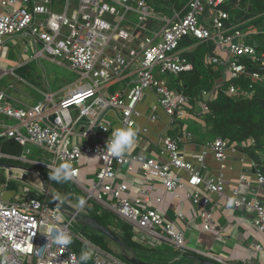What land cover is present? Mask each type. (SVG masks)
I'll return each mask as SVG.
<instances>
[{
	"label": "built area",
	"instance_id": "2783aa9c",
	"mask_svg": "<svg viewBox=\"0 0 264 264\" xmlns=\"http://www.w3.org/2000/svg\"><path fill=\"white\" fill-rule=\"evenodd\" d=\"M154 1L0 0V45L26 40L36 48L38 59L65 65L81 76L64 90L44 91L42 100L27 104L15 94L26 80L18 76L16 68L0 66V139H13L23 147L33 143L50 154L49 162L30 159V149L20 156L0 152V159L39 164L51 171L60 164H70L75 173L70 182L85 195L83 207L63 203L51 206L46 189L7 174L0 184V264H80L72 244L57 248L48 242L45 233L51 227L64 228L74 238L71 227L78 222L77 210L90 214L88 208L92 207L99 215L115 214L136 231L156 240L164 239L177 249H188L186 235L177 224L167 221L157 208L147 207L152 201L151 189L142 187L135 199H130L126 196L128 185L115 183L121 168H139L146 184L162 180L165 189L176 197L180 190L190 188L189 197L205 231L224 232L216 225L215 208L220 206L212 197L216 194L225 196L230 207L251 212L255 230L264 233V173L255 160L251 166L263 195H249L240 188L226 194L228 152L238 150L230 139L219 136L206 145L220 164L216 177L204 175L182 153L181 142L193 136L190 130H185L184 136L160 137L165 160L129 151L115 158L103 150L112 129L137 126V118L142 116L138 105L148 91L154 100L147 119L156 122L161 108L173 124L185 122L193 115L195 105L200 108V116L209 112V102L219 91L232 99H252L257 86L264 83V73L259 70L264 68V52L251 42L255 35L264 34V28L248 22L228 24L230 14L222 7L228 0H190L171 16L160 14ZM243 25L247 27L242 28ZM186 39L196 43L181 47ZM207 42L214 44L207 60L222 69L223 81L192 101L185 92L171 88L166 77L192 71L194 65L184 52ZM220 50L223 55L218 54ZM248 62L257 69L250 70ZM130 75L133 77L128 90H110L113 83ZM10 76L15 81L2 83ZM247 77L250 82L245 86L242 81ZM113 114L118 125L111 118ZM143 131L147 133L149 128L145 126ZM92 156L99 159L101 166L89 186L81 178L82 158ZM205 159L206 152L198 158L202 167ZM178 170L185 171L187 177L176 173ZM12 181L21 185L11 188ZM241 183L250 185L246 174H242ZM35 192H42L45 198ZM156 201L161 203L163 198L156 197ZM178 216L182 218L183 214ZM114 229L122 232L116 226ZM77 236L86 247L94 249L92 264H132L114 251ZM254 247L257 251L264 248L261 243ZM205 255L219 264H229L227 258ZM241 260L244 264H263L252 255H244Z\"/></svg>",
	"mask_w": 264,
	"mask_h": 264
},
{
	"label": "crops",
	"instance_id": "0c3cea01",
	"mask_svg": "<svg viewBox=\"0 0 264 264\" xmlns=\"http://www.w3.org/2000/svg\"><path fill=\"white\" fill-rule=\"evenodd\" d=\"M0 47L3 46L0 45ZM218 54L223 55V52L220 50L218 51ZM27 60H29V58ZM3 61L8 62V59H6L2 53L0 57V66L9 67L5 65ZM25 61H15L14 66L9 68H16V70L20 69L21 67L17 66H19L20 63H24ZM215 66V68L221 73L223 81L222 69L217 67V65ZM168 76L173 75L171 74ZM168 76L166 77L167 80ZM132 77L133 75H130L123 78L121 81L113 83L110 87V90H128L127 87L130 85ZM153 100L154 99L152 92L148 91L144 100L138 105V110L141 111L142 116L137 118V126L135 127L137 135L135 138V143L129 150V153L137 154L143 157H154L159 158L160 160H165L167 159V156L165 154H162V143L160 137L164 134H170L172 136H184L185 130H190L193 133V136L190 140L184 139L183 142H181L180 148L182 153L184 154L185 158L196 165V168L199 169L204 175L208 177H216L220 172V164L216 160L213 152L209 150L206 145L217 136L215 135V132L213 131L211 126H206L202 118L203 116H200L199 114L200 110L198 106L195 105L194 109L192 110L193 115L189 116L185 122H177L172 124L170 117L161 108L158 109L157 112L158 120L156 122H150L147 119V116L150 114V107L153 103ZM111 118L118 125L117 116L113 114ZM145 126L149 128V131L147 133L143 131ZM204 152H206V159L205 166L202 167L198 162V158ZM253 160L254 159L250 157L248 152H246L242 147L239 146L237 152H233L231 150L228 152V168L224 171V184L226 194H231L235 189L240 188L243 193H247L249 195H263V192L258 188L256 174L251 166ZM87 164L89 165L87 166ZM84 166H90L89 158L86 160V163H84ZM96 172L97 170L95 171V174ZM176 173L183 177H187V173L185 171L178 170L176 171ZM242 174H246L248 176L250 185L241 183ZM86 177L87 172L84 175V179ZM28 179H30V177H28ZM31 181L35 182L37 180L31 178ZM121 182L128 185L126 196L130 199H135L138 191L142 187L151 189L152 201L147 204V207L157 208L164 215L167 221L175 222L180 230L183 231L186 235L187 244L189 246L188 249L180 250L174 247L167 240H156L148 234L145 235L137 231L139 238H141V245L145 246L146 248H150L151 250L154 249V251H152L151 253V250H149V256L147 257L140 256L139 253L134 249L120 245L112 240L115 243L113 245L117 249L119 248L124 251L121 252V254H118L114 251L123 260L127 261L124 257H122V254H125L129 259L134 257H138L140 259L145 258L149 261H155L158 264H199L200 261L202 262L199 257H203L205 259L213 261L212 258L205 255V253H208L213 256L227 258L229 264H244L241 260L242 256L244 255L256 256L259 260H262L264 264V248L261 251H257L254 247L256 243H261L264 247V233H258L255 230L253 224L254 216L251 212L230 207L226 201L225 196H218L216 194L212 195L213 199L219 201L220 203V206L218 208H215L216 225L222 227L224 232L220 233L219 231L215 230L205 231L203 228V221L198 215L196 209L194 208L193 202L189 197L188 190L190 188L182 189L179 192V196L176 197L174 194L168 192L165 189V186L160 179H157L153 183L146 184L144 182L142 171L139 168H135L131 171H127L124 168L119 169L117 172L115 183L119 184ZM37 183L38 182H35V184ZM82 194L84 195L83 191ZM56 196L59 197V199L63 202H72V200H69L66 197H62L60 195ZM73 196L75 197V200L78 199L76 194H74ZM156 197H162L163 201L161 203H158L156 201ZM180 213L183 214L182 218L178 216V214ZM90 215L96 218L95 215L99 214H97V210L92 207L90 210ZM114 222L115 220L114 218H112V223L108 224L107 227L112 229L122 239L123 233H119L117 229H114L115 226L117 227ZM128 225L132 227L130 224ZM82 236L90 240L88 236ZM99 236H101V234ZM104 236L103 239L106 245L108 244L106 249L113 251L110 248V242L106 240L108 239V237H106L105 239ZM184 256H186L187 258H184ZM147 260L144 261L147 262Z\"/></svg>",
	"mask_w": 264,
	"mask_h": 264
},
{
	"label": "trees",
	"instance_id": "16d2710c",
	"mask_svg": "<svg viewBox=\"0 0 264 264\" xmlns=\"http://www.w3.org/2000/svg\"><path fill=\"white\" fill-rule=\"evenodd\" d=\"M190 0H155L157 11L160 14L171 16L174 10H181ZM230 14L228 24H242L248 22V25H256L264 28V0H228L223 6ZM243 25L242 28H246ZM251 42H256L258 50L264 52V34L255 35ZM196 43V40L186 39L181 47ZM214 50L213 43H199L190 50H186L184 55L193 63L194 69L185 72L177 77L168 76V82L171 88L185 92L191 97L192 101L198 99L204 91H210L215 84L222 81L221 73L215 68L214 64L208 62L207 57ZM249 69H257L248 62ZM264 73V68H259ZM250 78H244L243 85H247ZM256 95L252 99H232L223 91L216 93L209 102L210 110L203 115L206 126H211L217 137L228 138L233 144L242 147L252 159H254L264 173V161H261L258 152L264 151V83L256 88ZM3 149L6 146H17L20 150L21 145L13 139H3L0 143ZM17 182L10 183L11 188L15 187ZM102 224L108 226L112 223L122 230V239L126 246L135 249L137 242L133 240L131 227L111 213L95 215ZM110 222V223H109ZM90 240L105 248L107 245L103 237L92 233ZM74 249L78 256L86 247L73 240ZM86 264H92L91 260Z\"/></svg>",
	"mask_w": 264,
	"mask_h": 264
},
{
	"label": "rangeland",
	"instance_id": "374dc122",
	"mask_svg": "<svg viewBox=\"0 0 264 264\" xmlns=\"http://www.w3.org/2000/svg\"><path fill=\"white\" fill-rule=\"evenodd\" d=\"M24 49L26 51H24ZM39 49H41V46L39 47ZM2 53L4 57L8 59V62L3 61V63L9 67H13L15 61H19V60L25 61L29 58V60L27 61L24 67H21L20 69L16 70V73L18 74V76L23 77L26 80V82L19 84L20 92L18 93L16 92V95L18 96L20 101H22L23 103L31 104L36 101L42 100L44 97L42 92L50 91V90H52L53 92H60L64 90L65 88H67L69 85L78 81L79 78H81V76L78 73L72 71L69 67L65 65H59L56 62H52L47 58L38 59L37 57H35L36 48L30 43H27L26 40L8 41L7 43H5V46L0 47V57ZM11 81H15V78L11 76L5 77L2 80V83L11 82ZM0 86H1V83H0ZM0 140L2 141L3 139H0ZM15 147L17 148L16 145L6 146V150H5L0 145V152L6 155L20 156L24 151L26 153L27 150L30 149L31 154H27L30 159L32 158L36 160L41 159L42 161L49 162L48 157L50 156V154L45 149L33 143H28L27 146L25 147L21 146L20 150H17ZM258 154H259L261 161H264V151L263 150L259 151ZM87 159L88 158L86 157L82 158V163L83 164L86 163ZM89 160H90V166L82 167L81 178L83 179L85 173L87 172V177L85 178L84 182H86L87 185L91 186L93 182L95 181V171L99 169V167L101 166V163L98 162L99 159L94 156L90 157ZM0 161L5 162V163H10L15 166H22L28 170V171L13 170L12 174L9 175L6 169H0V184H3V182H5L4 179L6 178L7 174L11 177L12 176L18 177L19 179L21 175H26L27 178L30 177L34 180L38 179L40 182L42 181V184L44 185L45 189H47V191L49 190V192L54 196V198L62 203L64 202L57 199L56 195L66 197L69 200H72L74 204H78V201L81 198L82 199L85 198V196L82 194V191H80L77 185L69 181L63 182V183H60L54 180L50 181L49 176L52 174V171L49 170L45 166H42L39 164L37 165L33 163H24L20 160L8 159V158H2L0 159ZM40 174L43 175V178H44L43 180ZM17 185H21L20 182H18L16 186L12 188H16ZM38 192H35V194L39 195ZM41 194L42 195H39V196L45 198V195L42 192ZM74 194H76L78 199L75 200V197L73 196ZM8 195H11V192H9ZM49 201H50L51 206L55 205V203L50 197H49ZM91 202L93 204L95 203L94 200H91ZM90 210L91 208L90 209L88 208V212ZM131 228H132V231L135 233V235L133 233L134 235L133 240L137 241V245L134 250L138 252L140 256H144V257L149 256L148 255L150 252L149 250L151 249L146 248L145 246L141 245V242H140L141 238H139L137 231L135 230V228L133 227ZM71 230L74 235L73 239H75V242L77 244L81 243L84 246L85 244L82 242L80 238H78L77 235H86L89 237L90 234L95 233L99 235L101 234V237L104 236L102 233L90 227L89 225L83 224L80 218H78L77 224H73V226L71 227ZM104 237L106 239V236ZM106 240L110 242L111 244L110 248L113 251H115L118 254H121V252H124L122 249H119V248L117 249L113 245L115 243L111 239L108 238ZM72 245L74 246L73 242H72ZM152 251H154V249L151 250V253ZM184 258H187V257L184 256ZM141 259L147 260L145 258H141ZM199 259L208 261V259H205L203 257H199ZM147 262L151 264H158L155 261L147 260Z\"/></svg>",
	"mask_w": 264,
	"mask_h": 264
},
{
	"label": "clouds",
	"instance_id": "9594fccd",
	"mask_svg": "<svg viewBox=\"0 0 264 264\" xmlns=\"http://www.w3.org/2000/svg\"><path fill=\"white\" fill-rule=\"evenodd\" d=\"M105 130H107V128H105ZM136 135L137 132L133 127H116L112 129L110 137L103 150L106 149L107 154L111 157L120 158L133 147ZM74 175L75 173L71 171L70 164H60L58 167L52 169V174L49 176V179L63 183L72 180ZM57 199H59V197H57ZM84 204L85 201L81 198L78 201V206L83 207ZM55 219L58 221L59 217H56ZM45 234L48 238V242L55 244L57 248H68L73 242L72 234L64 228L51 227ZM93 253L94 249L90 246H87L82 250L79 255L80 264H86V262L92 258Z\"/></svg>",
	"mask_w": 264,
	"mask_h": 264
},
{
	"label": "water",
	"instance_id": "95a60500",
	"mask_svg": "<svg viewBox=\"0 0 264 264\" xmlns=\"http://www.w3.org/2000/svg\"><path fill=\"white\" fill-rule=\"evenodd\" d=\"M16 168L27 170L26 168H24L22 166H15V165H12L10 163H5V162L0 161V169H6L8 171L9 175H11L12 170L16 169ZM40 176L43 180L44 179L43 175L40 174ZM45 193L47 194L48 197H50L53 200V202L55 204H57V205L61 204L60 201L56 200L54 198V196L49 191H47V189H46ZM77 211H78V218H80V220L82 221L83 224L89 225L90 227L99 231L100 233H102L106 237L110 238L114 242H116L120 245L126 246L124 241L112 229H110L109 227L102 224L98 219L94 218L89 213L84 212L83 210H77ZM122 257H124L127 261H129V263H132V264H151V263L146 262V261H144L138 257H134V258L129 259L128 256H126L125 254H122ZM199 264H218V263L211 261V260H208V261L202 260V262H200Z\"/></svg>",
	"mask_w": 264,
	"mask_h": 264
},
{
	"label": "bare ground",
	"instance_id": "6f19581e",
	"mask_svg": "<svg viewBox=\"0 0 264 264\" xmlns=\"http://www.w3.org/2000/svg\"><path fill=\"white\" fill-rule=\"evenodd\" d=\"M13 170H20V171H24L23 169H19V168H16V169H13ZM13 170H12V172H13ZM37 175V174H36ZM21 177H23V178H25V179H28L27 177H26V175H21L20 176V178ZM37 178V177H36ZM29 181H31V178L30 179H28ZM37 181H35V182H38L37 184H35V182L33 181V183L36 185V186H38V187H40V188H42V189H45V187H44V185L42 184V182H40L38 179H36ZM32 182V181H31ZM60 200V199H59ZM62 201V200H61ZM64 203H67V204H69V205H71V206H76L77 204H74V203H72L71 201H69V202H64Z\"/></svg>",
	"mask_w": 264,
	"mask_h": 264
}]
</instances>
